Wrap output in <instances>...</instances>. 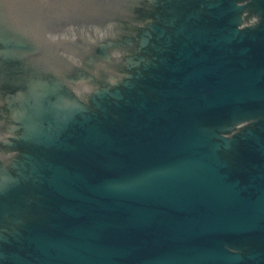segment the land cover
Returning <instances> with one entry per match:
<instances>
[{
    "label": "water",
    "instance_id": "1",
    "mask_svg": "<svg viewBox=\"0 0 264 264\" xmlns=\"http://www.w3.org/2000/svg\"><path fill=\"white\" fill-rule=\"evenodd\" d=\"M0 264H264V0H0Z\"/></svg>",
    "mask_w": 264,
    "mask_h": 264
}]
</instances>
